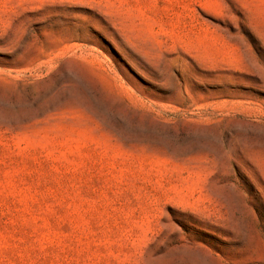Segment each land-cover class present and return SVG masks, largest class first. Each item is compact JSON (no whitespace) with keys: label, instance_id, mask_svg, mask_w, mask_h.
<instances>
[{"label":"rangeland","instance_id":"1","mask_svg":"<svg viewBox=\"0 0 264 264\" xmlns=\"http://www.w3.org/2000/svg\"><path fill=\"white\" fill-rule=\"evenodd\" d=\"M0 264H264V0H0Z\"/></svg>","mask_w":264,"mask_h":264}]
</instances>
